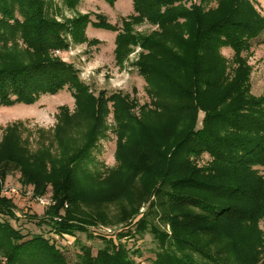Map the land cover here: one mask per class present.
<instances>
[{
  "label": "trees",
  "instance_id": "obj_1",
  "mask_svg": "<svg viewBox=\"0 0 264 264\" xmlns=\"http://www.w3.org/2000/svg\"><path fill=\"white\" fill-rule=\"evenodd\" d=\"M49 1L0 0V106L32 105L43 95L67 88L76 112L70 117L68 107H60L54 139L62 143L73 119L77 126L86 120L93 123L84 124H92L91 134L68 161L45 165L46 175H23L36 194L52 186L54 203L39 223H47L60 236L73 235L96 220L106 221L111 206L119 208V221H126L155 195L152 207L157 203L159 210L152 209L151 216L169 224L172 234L149 224V218L137 224L141 236L150 232L158 238L153 264H264V95L252 94L245 60L264 31L259 2L133 0L134 14L122 18L119 27L101 13L92 20L90 12H76L82 0H61V6L52 2L50 7ZM65 9L73 15L67 16ZM146 23L156 28L135 31ZM89 25L117 32L120 65L128 60L132 46H141L134 65L147 81L151 104L139 107L122 93L101 91L96 97L79 70L54 54L71 44L95 43L87 37ZM224 47L233 50L231 61ZM110 107L119 127L118 163L107 176L98 168L80 173L75 166L94 162L93 150L104 137ZM137 108L141 116L134 112ZM146 112L151 120L143 117ZM185 119L191 127L184 133ZM157 126L171 132L166 141ZM19 128L11 125L10 135L0 143V252L5 259L0 262L70 264L50 238L43 233L26 238L7 219L16 213L11 200L1 195V180L17 170L15 153H29V143L15 135ZM205 153L211 159L200 165ZM62 209L66 214L56 219ZM126 235L120 233L119 238ZM103 240L96 255L82 245L78 263L142 264L123 242Z\"/></svg>",
  "mask_w": 264,
  "mask_h": 264
},
{
  "label": "rangeland",
  "instance_id": "obj_2",
  "mask_svg": "<svg viewBox=\"0 0 264 264\" xmlns=\"http://www.w3.org/2000/svg\"><path fill=\"white\" fill-rule=\"evenodd\" d=\"M257 1L259 3L256 4V7L264 15V0ZM52 2L56 3L57 6L62 5L61 0H51L47 5L52 6ZM76 12H90L92 20H96L95 14L101 13L112 24L121 27L122 18L134 14L133 0H115L114 4L106 0H82ZM65 14L67 16L73 15L67 9H65ZM57 19L60 20V17L57 16ZM155 28V26L146 23L137 26L135 31L149 33ZM86 34L90 40L95 39L96 42L71 44L68 50H56L54 54L73 64L79 70L81 79L90 87L91 91H95L96 97L101 91H105L107 95L122 93L134 98L139 107L145 103L151 104L152 99L148 94L147 81L137 66L134 65V62H137L143 52L141 46L139 44L132 46V52L128 60L123 63L124 65H120L115 54L117 32L89 25ZM261 41H264V31L261 37L254 42L250 54L245 56L247 66L251 70V92L256 96L264 95V44H259ZM222 52L230 61L232 60L233 50L230 47L222 48ZM61 106H67L69 109L67 114L73 117L76 112L75 98L72 91L67 88L56 95H43L32 105L22 103L10 107L0 106V143L6 140L7 135H10L8 128L14 124L20 125L15 133L16 137L29 143L28 157H20L19 152L15 153L12 159L14 161L13 167L17 170L1 180V195L11 200V208L16 213L15 218L7 219L16 229L21 230L26 238H30L36 233H43L47 238H50L62 249L70 264H79L78 255L81 254L82 245L90 247L93 254L96 255L98 250L105 244L104 237L113 239L117 244L123 242L127 246L131 257L137 262L153 264L156 252L159 249L158 238L150 232L141 236L137 231V224L144 218H149V224L153 223L169 235L172 234V228L169 224H164L158 218H152L151 216L152 209L159 210V204L157 205V203H154V207H152V202H156L155 195L152 196L153 201L143 203L138 212L126 221H119V208L111 206L109 211H106V221L96 220L95 223L86 225V231L77 230L73 235L60 236L52 231L47 223H39L40 220L47 218L45 216L48 215L47 212L54 203L53 189L49 184L45 194H36L34 185L26 183L23 175L33 171L46 175L44 172L45 165H51L52 163L57 166L60 162L68 161L72 154L80 150L86 138L91 134L92 129V124L88 126H84V124L93 123V120L91 122L86 120V122L77 126L75 125L76 121L73 119L70 126L68 125L69 131L65 133L63 140H61L62 143L59 145L54 139V132L59 124ZM110 109L111 112L109 111L104 119V137L93 150L92 161L94 162L85 161L83 167L82 165L80 168L75 166L76 171L79 169L80 173H83V169H86V171L94 172L98 168L101 174L107 176L112 169H115L118 163L115 154L119 127L112 108L110 107ZM138 109L134 112L141 116ZM151 115V113L146 112L143 117L149 118ZM203 117L204 112L201 111L198 127L202 126ZM181 122L178 120L176 123L179 126ZM183 125H186V127L183 128ZM181 126L182 131L185 133L191 127V124L187 123V119H185ZM173 127H175V124ZM156 129L158 134H164L162 140L166 141L171 132L166 130V126H157ZM210 159V156L205 153L199 160V164L205 165ZM1 161L2 159H0ZM96 161L97 164H94ZM10 166H12L11 163ZM73 183L79 185L76 178H74ZM88 188L91 189L92 187ZM89 192H92V190H89ZM65 207H67V203ZM65 214L66 209H62L60 214L58 213L60 217L56 219H61ZM261 228L264 230V220L261 222ZM124 232H127L128 235L120 239L119 234ZM0 260L1 262L5 260L1 252ZM1 262L0 264H2Z\"/></svg>",
  "mask_w": 264,
  "mask_h": 264
}]
</instances>
